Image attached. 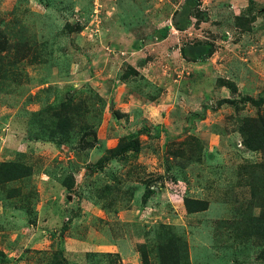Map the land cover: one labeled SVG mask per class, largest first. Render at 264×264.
I'll use <instances>...</instances> for the list:
<instances>
[{
  "label": "rangeland",
  "instance_id": "obj_1",
  "mask_svg": "<svg viewBox=\"0 0 264 264\" xmlns=\"http://www.w3.org/2000/svg\"><path fill=\"white\" fill-rule=\"evenodd\" d=\"M261 143L264 0H0V264H264Z\"/></svg>",
  "mask_w": 264,
  "mask_h": 264
},
{
  "label": "trees",
  "instance_id": "obj_2",
  "mask_svg": "<svg viewBox=\"0 0 264 264\" xmlns=\"http://www.w3.org/2000/svg\"><path fill=\"white\" fill-rule=\"evenodd\" d=\"M259 147H264V143L259 144ZM10 165H12V164H9L8 166H10ZM3 172L5 173V171H3ZM17 176H18V173L15 175H12V174L7 172V177L4 178V180H10V179H14V178L16 179ZM0 179H1V177H0ZM185 204H186V208L189 212L202 211V210L206 209L204 202L200 201L198 199H195V198H186Z\"/></svg>",
  "mask_w": 264,
  "mask_h": 264
},
{
  "label": "crops",
  "instance_id": "obj_3",
  "mask_svg": "<svg viewBox=\"0 0 264 264\" xmlns=\"http://www.w3.org/2000/svg\"><path fill=\"white\" fill-rule=\"evenodd\" d=\"M166 37H167V36H165L164 38H162V40L169 41V39H167ZM142 42H143V43H141V44L138 45V47L142 46L141 49L138 50V51L141 52V53H142L144 50L146 51L147 49H148V50L150 49V47L148 46V44H147V43H144V42H145L144 40H142ZM145 57H146V56H145ZM141 62H142V63L147 62V64H148V60H146L145 58H144L143 60L141 59ZM149 63H150V62H149ZM163 99H164V98H163ZM163 99L161 100V102H163ZM161 106H162V105H161ZM161 108H162V107H161ZM6 206H7V205H6ZM6 206L3 204V207H2V208L5 209V208H7ZM49 210H50V209H48V211H49ZM52 213H54L53 210L51 211V214H52ZM55 213H56V211H55ZM56 215H57V213H56ZM56 215H55V216H56ZM54 218H56V217H54ZM51 220L53 221L52 216H51ZM55 220H56V219H55Z\"/></svg>",
  "mask_w": 264,
  "mask_h": 264
}]
</instances>
